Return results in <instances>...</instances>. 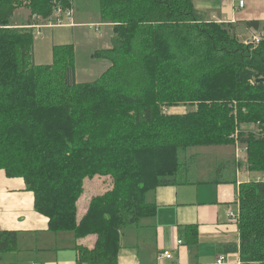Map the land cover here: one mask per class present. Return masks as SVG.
I'll use <instances>...</instances> for the list:
<instances>
[{
  "label": "trees",
  "instance_id": "16d2710c",
  "mask_svg": "<svg viewBox=\"0 0 264 264\" xmlns=\"http://www.w3.org/2000/svg\"><path fill=\"white\" fill-rule=\"evenodd\" d=\"M54 1L0 0V169L24 178L51 231L75 234L77 264H118L123 233L157 213L149 192L191 181L195 158L182 157L190 147L238 140L248 169L264 172V40L251 50L193 0H99L114 35L96 58L111 65L78 82L73 44L56 45L53 62L37 65L31 25L39 23H12L24 6L30 17L52 14ZM188 103L185 113L165 112ZM97 175L112 187L81 214L84 180ZM237 202L240 256L264 264V180L242 182ZM185 229L196 244L197 226ZM16 250L17 230H0V257Z\"/></svg>",
  "mask_w": 264,
  "mask_h": 264
},
{
  "label": "crops",
  "instance_id": "0c3cea01",
  "mask_svg": "<svg viewBox=\"0 0 264 264\" xmlns=\"http://www.w3.org/2000/svg\"><path fill=\"white\" fill-rule=\"evenodd\" d=\"M193 1L206 19L230 24L241 41L246 43L255 37L264 40V0H245L244 7H239L240 0ZM80 4L78 7L76 2L77 25L33 28V33H36L33 59L37 65L51 64L56 45L73 44L77 61L86 53V58H90L86 62L88 68L85 73L79 75L76 65V79L84 82L92 81L90 76L95 72L100 76L109 67L96 58V53L112 47L114 32L109 22L80 18ZM20 10L16 11L12 20L16 27L26 26V19ZM252 21H257L259 25H247ZM89 23H107L104 26L108 28L97 32ZM84 27L98 34L86 32ZM171 108H167L166 112L185 113ZM256 128L252 124L249 130ZM217 148L227 147L220 145ZM232 149L228 151L234 154ZM224 161L220 160L208 174L195 167L188 183L161 186L152 191L149 200L157 204V213L153 218L144 220L142 227L123 233L118 264H260L242 260L238 225L228 215L229 210L237 206L239 185L248 181L252 174L247 170L235 174L232 180L221 175L224 181H218V168H222L220 164ZM34 201V193L27 188L24 178L10 177L4 169H0V230L18 232V250L4 252L0 264H77L75 234L71 232L74 236L70 245L73 252L65 259L59 234L70 231H51L48 217L36 210ZM186 225L197 226L196 244L188 243ZM166 249L173 252L172 258L159 257ZM220 255L226 258L223 263L217 262Z\"/></svg>",
  "mask_w": 264,
  "mask_h": 264
},
{
  "label": "rangeland",
  "instance_id": "374dc122",
  "mask_svg": "<svg viewBox=\"0 0 264 264\" xmlns=\"http://www.w3.org/2000/svg\"><path fill=\"white\" fill-rule=\"evenodd\" d=\"M77 4H78V7L80 4V10L82 11L80 18H83L84 20H91V21H100V22L105 21L100 16V12H99L100 11V1L99 0H77ZM20 9H21L20 12H23L22 15L25 17L26 21L28 20V18L29 19L31 18L32 21H36L38 23H45L49 20V18L51 16V14L48 16H43V15H40L37 13H33L30 17L29 14H31V10L28 7L24 6ZM203 18L205 20L209 21V19H206L205 17H203ZM103 24L106 25L107 23H103ZM104 25L102 26V28H103L102 31L106 30V28H108L107 26H104ZM110 25H112V24L110 23ZM84 30L86 32H90L93 35L98 34V33H95L94 31H92L89 27H84ZM252 40H250L246 43L244 42V45H246V46L250 45L251 46V50L257 48L262 41V40H260L259 42H257L256 45H254L251 43ZM87 55H88V53L82 54L79 57V61L76 62L79 75H81L82 73H85V71L88 68V66L86 65V62L89 61L90 58H86ZM98 59H100L101 62L108 64L107 66L111 65V62L106 60L105 58H98ZM100 65L103 67L102 64H100ZM98 76L99 75L96 74V72H95L92 76H90L91 78L90 77L89 78L95 80ZM193 108H194V105L188 103V104H179L177 106H173L171 109L172 110H178L180 112H187L188 110H191ZM169 109H170V107H169ZM166 111H168V110L165 109V112ZM251 125H252V123H250V124L244 123L242 125V128H243V126H246V128H243V129L248 132V131H250L249 128ZM253 131L259 132V128L257 127ZM233 137H235L237 139L236 132L234 133ZM217 146H220V145L190 147L183 154L182 157L187 159V158H190L191 156H194V158H195L194 163H196L195 167L197 169L199 168L201 170H204L206 173L207 172L210 173V170L214 169L220 160H226V161H224L225 163L220 164V165H222L220 172H221V175L223 178L233 179L235 174L239 175V173L246 172L248 170L252 174V177L249 180H256L257 178H263L264 179V172L250 171L248 169V166H247V155H248L247 144L236 140V142L234 144L224 145V147H227V148L219 149V148H217ZM230 149L234 150V154L228 151ZM110 187H112V185H110V180H109V177H107V176H101L100 177L97 175L94 178H86L84 180V193L82 194V196L78 202V205L80 208V213L83 214L85 212L84 208L86 207V204L88 202L87 199L90 196H92L93 194H99L101 192H104L105 190H107V188H110ZM151 193H152V191H150L148 195H150ZM59 236H61L62 241H63V243H62V251L64 252L63 256L65 257V259H68L67 257L68 256L70 257V253L73 252L72 249L70 248V245L73 243V240H74L73 233L62 232L59 234ZM81 241L92 243L93 239L91 237H87L86 239L84 238ZM56 251H58V250H56Z\"/></svg>",
  "mask_w": 264,
  "mask_h": 264
},
{
  "label": "built area",
  "instance_id": "2783aa9c",
  "mask_svg": "<svg viewBox=\"0 0 264 264\" xmlns=\"http://www.w3.org/2000/svg\"><path fill=\"white\" fill-rule=\"evenodd\" d=\"M69 5L64 6L62 2L57 3L56 0L54 1V8L53 12L49 18V20L45 23H39L35 25H31L33 28H40L43 25H50V26H56V25H77L76 23V0H68ZM245 5V0H240L239 1V7H244ZM90 27H93L97 32H100V29L104 25L103 23H89L88 24ZM36 34V33H34ZM261 39L259 37H255L251 43L256 45L257 42H259ZM257 179H263V178H257ZM264 180V179H263ZM239 211V203L237 202L236 208H231L229 210V217L231 219H236L238 216ZM182 241H179L178 243H181ZM160 258H166L170 259L173 257V252L169 249L164 250L162 253L159 255ZM225 256L220 255L217 262L218 263H223L225 261ZM33 264H40L38 262H35Z\"/></svg>",
  "mask_w": 264,
  "mask_h": 264
},
{
  "label": "water",
  "instance_id": "95a60500",
  "mask_svg": "<svg viewBox=\"0 0 264 264\" xmlns=\"http://www.w3.org/2000/svg\"><path fill=\"white\" fill-rule=\"evenodd\" d=\"M260 80H262V79H258V81H260Z\"/></svg>",
  "mask_w": 264,
  "mask_h": 264
}]
</instances>
